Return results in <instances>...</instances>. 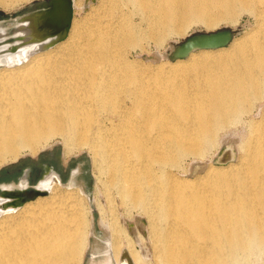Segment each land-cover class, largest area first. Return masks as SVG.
I'll return each mask as SVG.
<instances>
[{"label":"bare ground","instance_id":"bare-ground-1","mask_svg":"<svg viewBox=\"0 0 264 264\" xmlns=\"http://www.w3.org/2000/svg\"><path fill=\"white\" fill-rule=\"evenodd\" d=\"M77 1L61 39L49 8L15 25L17 49L0 58V166L58 136L64 154L86 150L101 195L47 174L36 184L45 194L18 203L2 184L0 264H246L264 255V107L248 120L236 162L173 172L263 96L264 0ZM243 11L260 15L261 27L226 46L151 69L131 58L144 42L158 47ZM119 206L124 218L143 214L147 237L140 219L137 233L122 222Z\"/></svg>","mask_w":264,"mask_h":264},{"label":"rangeland","instance_id":"rangeland-1","mask_svg":"<svg viewBox=\"0 0 264 264\" xmlns=\"http://www.w3.org/2000/svg\"><path fill=\"white\" fill-rule=\"evenodd\" d=\"M38 0H27V1H23L20 2L19 4H16L14 6H10L7 8L1 7L0 5V58H4L6 57L5 55L13 53L16 51L17 49V44L15 43L16 41V36H15V28L13 30V27H15L14 25H16L19 20H17V18L22 15L25 14L27 12L30 11V6L35 3ZM74 2H76L77 0H73ZM78 3V1L76 2ZM34 13V12H33ZM32 12L30 14H33ZM80 13L75 12L74 16L79 17ZM230 16V15H229ZM260 21H262V18H260V15L252 13V12H248V11H243L241 12L236 20H232L229 21L227 19H222L220 20L216 25H214L213 27H206L205 25L201 24V23H196L191 25L187 31L180 35V36H174L166 41H164L162 43V45L156 47L154 43H152V41H149L148 43L144 42V47L142 48V50H137L136 52H134L133 57L136 60H138V62L140 63V66L142 69H145V67L143 66V64H149L148 68H153L154 66H156L158 63L164 62V61H168V59H166V57H164L165 53L172 47L173 44L181 41L183 38H185L187 35L196 32V31H212V30H216V29H220L223 27H229L232 28L234 30V36L235 37H240L242 35H244L245 33H256V31L258 29H260L262 22L260 23ZM14 34V35H13ZM13 51V52H12ZM152 54H157L159 56V59L157 61H150V59H148L147 57L152 55ZM2 56V57H1ZM3 62H0V67H2ZM256 106V107H255ZM254 106V111L252 112V114H248V115H243L244 117H242L243 122L231 126L228 129H225L223 131H221L219 133V136L216 140L217 143H215L216 146H212L210 147L203 156L201 157H187L185 158L181 165H179V167L174 168L173 172L175 173V175L179 176V177H192L194 174H201L205 171V168L207 167L208 163L211 162V160L216 157V156H220V148L223 147V145H225L224 147L227 148L228 146H230V148L228 150L223 151V156H226V153L231 152L232 153V158L227 159L223 165H226L230 162H236L238 160V156H239V142H242V140L246 137L247 132H248V120H250V118H253L254 120L259 118V113H257L261 107H264V92H263V96L260 98V100H257ZM256 112V113H255ZM218 144V145H217ZM47 150H56V152L63 154L62 159L64 161L71 159L72 157L75 156H80V155H84V161L83 163L86 164V166L88 167V176L90 177V182L88 183V189L84 192V189L82 188V186L80 184H76L73 183L74 185L78 186L80 185V187L82 188V191L84 192V195H88V194H92V196L95 197L96 193H98L99 195H101V186L100 184L96 181L95 179V174H96V169L93 167L89 155L86 152V150L82 149V150H73L71 153L68 154H64V148L60 142V138L58 136H55L52 138V140H50L49 144L47 146H45L44 148L39 149L36 153L31 154L29 151H22L21 154L13 161H9L4 163L3 165L0 166V169L2 170V172L0 173V188H1V192H0V199L4 197V195H2V184H11L12 188L16 185L19 186V182H20V178H19V174L18 171H20V168H14V169H5L8 165H11L12 163H15L18 160H25V159H35V157H37V155H39V153H43ZM226 152V153H225ZM206 163V167L202 170V171H198L196 173H194L193 175H191L190 173L192 172V170L194 169V165L195 163ZM213 164V163H212ZM25 165V163H22V167ZM214 165H222V164H214ZM76 170L74 169L73 172H75ZM36 175L38 174V171H36L35 173ZM21 177V176H20ZM19 179V180H18ZM81 177H76V181L80 182ZM37 184V183H36ZM36 184H35V189H36ZM27 185V182L26 184ZM20 187V186H19ZM26 187V186H24ZM23 187V188H24ZM95 187H97L96 189H98L95 193ZM21 188V187H20ZM21 188V189H23ZM93 190V192H92ZM95 194V195H94ZM102 197V196H101ZM93 206V205H92ZM124 210L121 206H119L118 208V213L119 215L122 217H120L121 219L124 218L123 214ZM92 213L94 216V219H97V212L96 210L92 209ZM136 212V210H134L132 212L131 216H126L122 222L124 221V223L126 224L127 222H130L131 225L133 226L134 230H136L135 232L137 233V225L136 223V219H140V221L142 222L141 225L139 227H141V229L143 230L144 234L147 233V225H146V219L143 216L142 213H138ZM128 218V219H127ZM132 218V219H131ZM127 219V220H126ZM134 223V224H133ZM94 225H96V223H94ZM135 225V226H134ZM96 231V230H95ZM138 235V234H137ZM144 236L147 237V235L145 234ZM146 237L141 238V241L143 244V246L145 245V247H147L149 249V244L148 241H146ZM93 241H96V243L101 244V241L98 239V237L96 235H93L92 237ZM145 239V240H144ZM143 241H146V243H143ZM98 244V245H99ZM148 252V251H147ZM89 254V252H86ZM101 254V252L98 251V253L96 252L94 254V257H98ZM150 254V252H149ZM150 256L148 255V258ZM151 260V257L149 258ZM246 264H264V255H252L248 262Z\"/></svg>","mask_w":264,"mask_h":264},{"label":"water","instance_id":"water-1","mask_svg":"<svg viewBox=\"0 0 264 264\" xmlns=\"http://www.w3.org/2000/svg\"><path fill=\"white\" fill-rule=\"evenodd\" d=\"M65 3V6H60V0H38L33 3L29 8L30 11L20 15L17 20L21 19L23 16L29 15L31 12H40L42 8H49L50 13L48 15L50 23L56 27V31L58 30L59 36L57 39H61L65 36L68 24L70 22L71 17V0H62ZM58 7V8H56ZM63 7V8H62ZM15 26V25H14ZM15 27H13L14 30ZM50 31L49 29H47ZM57 35V36H58ZM234 37V30L229 27H223L220 29L212 30V31H196L181 41L172 45V47L165 53L164 57L169 61H173L180 58H185L191 51L198 49H215L219 47L226 46ZM56 39V40H57ZM54 42V41H53ZM51 42V43H53ZM44 47V46H43ZM42 48V47H41ZM152 61H157L159 56L157 54H152L147 57ZM220 148V156H216L211 160L213 164H223L227 159L232 158V156H223V151L228 150L230 146L227 148ZM206 167V163H195L194 169L190 173L193 175L198 171H202ZM1 192V191H0ZM11 194L19 196L18 203H22L26 200H32L37 195H44L45 191H40L37 189L31 190H22V191H11Z\"/></svg>","mask_w":264,"mask_h":264},{"label":"flooded vegetation","instance_id":"flooded-vegetation-1","mask_svg":"<svg viewBox=\"0 0 264 264\" xmlns=\"http://www.w3.org/2000/svg\"><path fill=\"white\" fill-rule=\"evenodd\" d=\"M62 157V151L61 153H58L56 150H47L43 153H39L35 159H22L12 163L11 165H8L5 168L7 170L19 167V178L20 176L22 177L25 175V178L28 182L26 187L23 189L15 185L12 188V191L35 189L34 185L47 174H56L58 181L63 185H66L70 182L80 184L84 191H86L88 189V183L91 179L88 176V167L83 163L85 156H75L66 161H64ZM23 162L25 165L22 167ZM74 169L76 170L75 172H73ZM2 170L0 169V173ZM36 171H38L37 175L35 174ZM76 177H81L80 182L76 181Z\"/></svg>","mask_w":264,"mask_h":264}]
</instances>
